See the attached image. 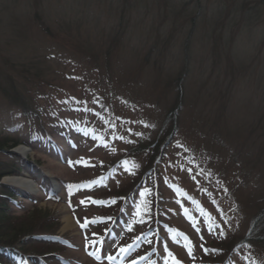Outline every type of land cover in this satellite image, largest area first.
Wrapping results in <instances>:
<instances>
[{
  "label": "rangeland",
  "instance_id": "rangeland-1",
  "mask_svg": "<svg viewBox=\"0 0 264 264\" xmlns=\"http://www.w3.org/2000/svg\"><path fill=\"white\" fill-rule=\"evenodd\" d=\"M41 128L58 129L62 154L33 141ZM6 136L20 144L11 157L0 152V164L15 171L1 183H36L33 190L14 184L24 207L7 203L8 230L33 226L37 210H50L56 234L77 246L55 245L72 264H105L82 248L90 233L104 232L88 218L108 211L93 208L79 183L125 154L127 164L92 197L110 204L103 199L109 190L150 171L124 203L118 239L106 243L111 251L114 241L124 244L153 226L156 210L163 226L148 234L154 240L166 233L161 264H193L205 257L202 242L210 257V244L223 245L217 239L231 243L244 234L253 240L232 252L231 264H264V0H0V138ZM153 143L162 150L155 162ZM49 178L58 184L55 196L39 188ZM66 216L74 227L63 230ZM74 216L90 223L82 228ZM142 236L135 258L151 240ZM30 239L43 242L35 235L16 246Z\"/></svg>",
  "mask_w": 264,
  "mask_h": 264
},
{
  "label": "trees",
  "instance_id": "trees-1",
  "mask_svg": "<svg viewBox=\"0 0 264 264\" xmlns=\"http://www.w3.org/2000/svg\"><path fill=\"white\" fill-rule=\"evenodd\" d=\"M36 77L40 78L38 74L36 73ZM15 95V92L13 93ZM18 141L11 140L10 138L2 137L0 138V152L6 153L8 155L9 149L16 146ZM1 162V161H0ZM3 164V167L1 166ZM7 164V163H6ZM4 162L0 164V179L6 175L14 173L15 171L13 169L8 170L7 166H10L9 164L6 165ZM14 193H12V190L9 189L8 186H0V245L2 246H13L15 247L17 242L22 240L33 238V236H37L39 234L41 235H47L48 234H55L57 229L59 228V221L58 218L55 217L53 213H51L50 210H42V211H36V213H39L38 222L33 226H22L20 224V227L15 230V228L8 230L10 227V218L12 217L11 209L9 208L11 199L15 198L12 197ZM9 222V223H8ZM44 238V237H41ZM42 243H37L34 245L35 241L34 239H30V243L26 244L24 243L23 246H21V250L24 252H33V253H39L44 254L47 252H53L60 250V247H57L55 245H50L48 241H45V239H41ZM30 246H35V249H31ZM2 259L3 257L0 256Z\"/></svg>",
  "mask_w": 264,
  "mask_h": 264
},
{
  "label": "bare ground",
  "instance_id": "bare-ground-1",
  "mask_svg": "<svg viewBox=\"0 0 264 264\" xmlns=\"http://www.w3.org/2000/svg\"><path fill=\"white\" fill-rule=\"evenodd\" d=\"M20 151L24 153V152L26 151V149H25L24 147H22V148L20 149ZM7 180H8L11 184H16V185L22 186V187H24V188H26V189H32V190L34 189V184L31 183L30 180H28V179H26V178H24V177L10 178V179H7ZM48 180H49V181H52L51 178H49ZM64 222H65V225H64V229H63V230H65V229H71V228L74 227V223H73V221H72V217H70V216H66V217L64 218Z\"/></svg>",
  "mask_w": 264,
  "mask_h": 264
},
{
  "label": "snow or ice",
  "instance_id": "snow-or-ice-1",
  "mask_svg": "<svg viewBox=\"0 0 264 264\" xmlns=\"http://www.w3.org/2000/svg\"><path fill=\"white\" fill-rule=\"evenodd\" d=\"M98 203H103V202H99V201H98ZM209 227L211 228V225H210ZM178 235H182V234H179V233H178ZM184 239L187 241L186 246L189 248V254H191V241H190V240H187V237H184ZM165 247H166V246H165ZM177 264H178V262H177Z\"/></svg>",
  "mask_w": 264,
  "mask_h": 264
}]
</instances>
